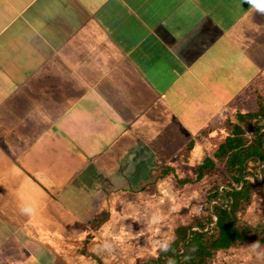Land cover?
<instances>
[{
    "label": "crops",
    "instance_id": "0c3cea01",
    "mask_svg": "<svg viewBox=\"0 0 264 264\" xmlns=\"http://www.w3.org/2000/svg\"><path fill=\"white\" fill-rule=\"evenodd\" d=\"M262 94L246 0H0V264H81L109 212L149 220Z\"/></svg>",
    "mask_w": 264,
    "mask_h": 264
},
{
    "label": "trees",
    "instance_id": "16d2710c",
    "mask_svg": "<svg viewBox=\"0 0 264 264\" xmlns=\"http://www.w3.org/2000/svg\"><path fill=\"white\" fill-rule=\"evenodd\" d=\"M236 118V121L228 119L223 132L219 131L211 140L213 157H208L198 168V175L192 181L199 183L204 178L209 181L206 196L198 202L200 214L187 218V211L183 212L184 224L175 229L169 250L152 259L154 264H169L170 259L175 264H216L220 252L249 247L257 240L264 248V213L256 226L243 220L255 195L264 198V180L257 184L261 182V175L264 177V167L261 172L264 164V98H259L255 112ZM220 166H224V171ZM247 176L254 177V180ZM222 185L229 188L221 190ZM216 217L217 224L204 232ZM107 219H99L94 228L99 229ZM195 226L200 230L192 232L183 249L190 230ZM96 258L99 264H105Z\"/></svg>",
    "mask_w": 264,
    "mask_h": 264
},
{
    "label": "rangeland",
    "instance_id": "374dc122",
    "mask_svg": "<svg viewBox=\"0 0 264 264\" xmlns=\"http://www.w3.org/2000/svg\"><path fill=\"white\" fill-rule=\"evenodd\" d=\"M260 97L264 98V94ZM220 169L224 171V166H220ZM246 178L252 179L249 176ZM261 178L259 184L263 183V175ZM208 187L209 181L204 180L193 187L182 188V193L177 192L176 196L174 194L158 196L153 193L150 196V211L144 212V216H148L149 220L145 218V221H142L140 214L142 212L140 211L128 212L129 220L126 224L123 221L122 212H109V216L118 224L111 227L115 234L109 240L100 241L99 239L95 242L90 248L95 255L81 258L77 263L99 264L96 258L98 257L105 264H154L152 259L158 258L160 253H164L157 250L154 242L163 239L173 242L175 229L185 222L183 212L187 211V218L200 214L198 202L206 196ZM263 213L264 198L255 195L251 206L243 216V220L256 226L262 219ZM139 214L140 219L137 217ZM143 223L145 226L142 229ZM212 226L214 223L209 224L204 232L210 231ZM57 231L62 232L61 229H57ZM216 262V264H264V248L252 249L248 246L233 248L229 251L220 252Z\"/></svg>",
    "mask_w": 264,
    "mask_h": 264
},
{
    "label": "clouds",
    "instance_id": "9594fccd",
    "mask_svg": "<svg viewBox=\"0 0 264 264\" xmlns=\"http://www.w3.org/2000/svg\"><path fill=\"white\" fill-rule=\"evenodd\" d=\"M246 2L249 3L250 5H254L256 8H258L260 10H264V0H246ZM20 210L22 213H24L28 216H32L35 213V209L31 205H27V204L24 205L23 207H21ZM154 222H157V221H154ZM170 245H171V242L167 239H163V240L154 242V246L160 252H167L170 248ZM249 247L252 249L259 248L260 247V241L257 240L255 242H253ZM169 264H175V262L170 259Z\"/></svg>",
    "mask_w": 264,
    "mask_h": 264
},
{
    "label": "water",
    "instance_id": "95a60500",
    "mask_svg": "<svg viewBox=\"0 0 264 264\" xmlns=\"http://www.w3.org/2000/svg\"><path fill=\"white\" fill-rule=\"evenodd\" d=\"M262 166H264V164H263ZM261 170H262V167H261ZM249 177H251V178L254 180V177H252V176H249ZM257 184H259V183H257ZM243 185H244V182H242V186H243ZM227 206H228V205H227ZM217 222H218V218H216V220L213 222L214 225H216ZM194 229H197V227L192 228V229L190 230V232H189V236H188L186 242L183 244V249H185L186 244L189 242V240H190V238H191V236H192V232H193ZM182 253H183V252H182Z\"/></svg>",
    "mask_w": 264,
    "mask_h": 264
}]
</instances>
